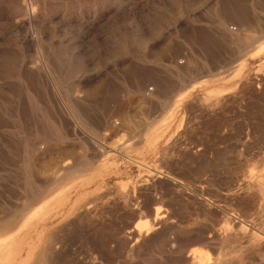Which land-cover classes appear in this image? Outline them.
Segmentation results:
<instances>
[{
    "label": "rangeland",
    "instance_id": "obj_1",
    "mask_svg": "<svg viewBox=\"0 0 264 264\" xmlns=\"http://www.w3.org/2000/svg\"><path fill=\"white\" fill-rule=\"evenodd\" d=\"M261 179L264 0H0V264H264Z\"/></svg>",
    "mask_w": 264,
    "mask_h": 264
},
{
    "label": "bare ground",
    "instance_id": "obj_2",
    "mask_svg": "<svg viewBox=\"0 0 264 264\" xmlns=\"http://www.w3.org/2000/svg\"><path fill=\"white\" fill-rule=\"evenodd\" d=\"M41 2V1H40ZM17 3H19V2H17ZM42 3V2H41ZM19 5V4H18ZM17 6V5H16ZM29 6V5H28ZM31 6V5H30ZM36 6V5H35ZM42 6H43V4H42ZM18 7V6H17ZM17 7H16V9H17ZM44 7V6H43ZM33 8V7H32ZM35 8V7H34ZM40 8V7H39ZM42 8V7H41ZM17 10H19V9H17ZM21 10V9H20ZM19 10V11H20ZM29 10V9H28ZM40 10V9H39ZM41 11V10H40ZM39 11V12H40ZM22 12V11H21ZM21 12H19V13H21ZM37 13H38V10H37ZM37 13H36V10L35 9H32L31 11H28V18L31 20V21H36L39 17H38V15H37ZM44 13V12H43ZM42 13V14H43ZM15 14V13H14ZM41 15V14H40ZM44 15V14H43ZM45 17V16H44ZM41 19H43V18H41ZM40 19V20H41ZM36 23V22H35ZM41 51V50H40ZM42 52V51H41ZM40 52V53H41ZM36 72V71H35ZM43 74V73H42ZM48 82V81H47ZM57 83V82H56ZM55 84V83H54ZM79 98V97H78ZM64 160V159H63ZM67 160V159H66ZM62 162V161H61ZM60 166H59V170H63V171H68V169L70 170V167H69V161H63L61 164H59ZM74 168V167H73ZM73 168H71V169H73ZM66 171V172H67ZM59 173V172H58ZM65 173V172H64ZM66 175V174H65ZM250 176V175H249ZM262 180V179H261ZM260 180V181H261ZM258 181V180H257ZM264 180H262V183H264L263 182ZM258 185L260 186H258L259 187V190L262 192V193H260V194H264L263 192H264V187L261 185V183L259 184V182H258ZM253 187V186H252ZM258 189V188H257ZM259 194V193H258ZM262 195H261V197H262ZM259 197V196H258ZM263 197H264V195H263ZM264 200V199H263ZM259 217H261V216H259ZM262 218H264V217H262ZM261 218V219H262ZM259 220V219H258ZM2 226V225H1ZM242 227V226H241ZM242 231V230H241ZM243 231H245L244 229H243ZM233 237V236H232ZM243 237V236H242ZM225 240V239H224ZM248 240V239H247ZM258 240V239H257ZM223 241V240H222ZM231 241V240H230ZM249 242V241H248ZM228 243H230V242H228ZM256 243V242H255ZM234 254V253H233ZM232 255V254H231ZM188 256H189V259H190V261H191V263L192 264H206L205 263V261H204V263H203V261H202V256L203 255H201V253L200 252H198L197 250H191V252L188 254ZM220 256L222 257V255L220 254ZM216 257H219V256H216ZM229 258V257H228ZM227 258V259H228ZM235 258V257H234ZM237 258V257H236ZM239 258H240V254H239ZM204 260V259H203ZM214 260H215V262L214 263H212V264H219L220 263V261H223L224 259H220L219 260V258L216 260L215 258H214ZM232 260V259H231ZM231 262V261H230ZM210 263V264H211ZM221 263H223V262H221ZM220 263V264H221ZM234 263V262H233ZM235 264V263H234Z\"/></svg>",
    "mask_w": 264,
    "mask_h": 264
}]
</instances>
